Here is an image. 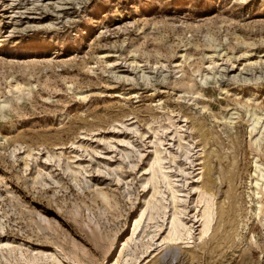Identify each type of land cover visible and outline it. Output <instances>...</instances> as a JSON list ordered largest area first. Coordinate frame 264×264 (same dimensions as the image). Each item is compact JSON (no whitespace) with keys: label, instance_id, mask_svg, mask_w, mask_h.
I'll return each instance as SVG.
<instances>
[{"label":"rangeland","instance_id":"obj_1","mask_svg":"<svg viewBox=\"0 0 264 264\" xmlns=\"http://www.w3.org/2000/svg\"><path fill=\"white\" fill-rule=\"evenodd\" d=\"M263 219L264 0H0V264H264Z\"/></svg>","mask_w":264,"mask_h":264},{"label":"bare ground","instance_id":"obj_2","mask_svg":"<svg viewBox=\"0 0 264 264\" xmlns=\"http://www.w3.org/2000/svg\"><path fill=\"white\" fill-rule=\"evenodd\" d=\"M160 157V156H159ZM166 178V174H164ZM169 186L171 189L172 197H173V202H176L177 197H176V191L174 190L175 187H173L172 183L169 182ZM99 194H102L101 191H98ZM203 201L205 203L201 214V230H200V239L205 238L210 236L213 227H214V221L217 216V208H216V203L214 201V197L211 194L203 193L202 195ZM178 216L177 214H174L173 219H172V226H173V231L169 234V237L166 239L169 243H176L178 241L184 240V236H191L192 230L190 227H187L185 224L178 223ZM263 227H264V219H263ZM137 224V221H136ZM181 228H184V230H181ZM189 239V238H187ZM175 257L177 256L176 253H172L170 251V256ZM168 252H166L164 258L168 257Z\"/></svg>","mask_w":264,"mask_h":264}]
</instances>
